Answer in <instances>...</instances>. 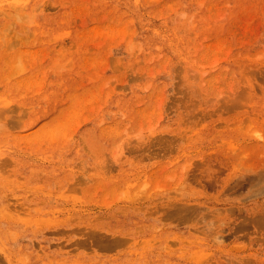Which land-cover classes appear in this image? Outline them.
<instances>
[{"label": "rangeland", "instance_id": "obj_1", "mask_svg": "<svg viewBox=\"0 0 264 264\" xmlns=\"http://www.w3.org/2000/svg\"><path fill=\"white\" fill-rule=\"evenodd\" d=\"M0 264H264V0H0Z\"/></svg>", "mask_w": 264, "mask_h": 264}]
</instances>
